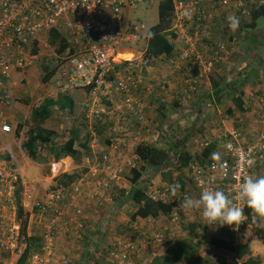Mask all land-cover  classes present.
I'll return each instance as SVG.
<instances>
[{
	"label": "built area",
	"instance_id": "obj_1",
	"mask_svg": "<svg viewBox=\"0 0 264 264\" xmlns=\"http://www.w3.org/2000/svg\"><path fill=\"white\" fill-rule=\"evenodd\" d=\"M160 1L0 0V133L5 137V146L0 145V264H17V261H6L3 255L9 252L13 255L21 244L26 246L22 241V222L16 220L18 193L23 207L30 206L47 222L41 234L42 252L33 253L25 264H55L57 260L59 264H69L66 251H58V248L67 237L83 238L88 226L83 204L73 202V193L80 191L74 183L70 185L69 195H64L65 188H53L29 205L32 194L21 179L22 169L16 151H22L23 134L17 135L9 118L17 100L11 91L15 85L13 73H30L39 60L55 56L60 63L54 76L60 91L90 87L85 120L91 126L98 123L113 125L108 135L114 137L108 147L109 153L99 157L91 169L92 175L105 174L107 178L97 182L98 189L91 195L96 198L93 203L99 208L103 201H112L110 184H117L121 178L119 169L113 164L116 162L114 154L121 157L127 152L136 154L134 148L138 144L149 143V138L153 142L161 139V132L153 124L147 109L150 100L166 93L170 83L163 74L151 77L150 68L159 59L146 52L151 26L139 16L132 15L139 7H152ZM172 3L168 38L174 45V59L170 64L176 69L182 65L194 71L188 85L195 91L201 77L238 52L236 38L214 39L209 29L219 23L230 29V15L239 17L241 22L264 0H172ZM52 28L61 31L69 41L63 53L59 54L49 43L47 33ZM45 47L47 52L43 51ZM203 48L208 52L205 53ZM123 50L131 51L133 57H121ZM13 133L19 141L12 137ZM231 136L219 152V160L191 163L185 170L200 194L207 188L224 191L243 209V220L247 206L242 200H236V189L245 177L256 175V165L264 172V129L248 142L239 141L238 132H232ZM121 137L130 138L132 143L121 140ZM16 142L20 146H15ZM201 145L204 147L207 143ZM137 157L136 154L132 158L134 161H126L130 169L136 167ZM173 184L150 186L147 194L156 201L171 202L174 205L169 214L171 220L182 223L177 197L185 201L190 194L179 189L173 195L170 191ZM27 197L29 201H23ZM98 208L95 209L100 211ZM239 222L233 225L234 230L238 229ZM61 229L64 231L60 234ZM175 239L171 233H156L154 236L148 233L139 243H114L104 262L132 264V254L139 252L147 242L166 246L169 240Z\"/></svg>",
	"mask_w": 264,
	"mask_h": 264
},
{
	"label": "rangeland",
	"instance_id": "obj_2",
	"mask_svg": "<svg viewBox=\"0 0 264 264\" xmlns=\"http://www.w3.org/2000/svg\"><path fill=\"white\" fill-rule=\"evenodd\" d=\"M253 3L255 2H249V4H253ZM158 6L159 3H156L152 7H148V6L139 7L137 12L132 15L139 16L141 19L146 21L149 26H151L157 23L158 21L159 18ZM251 21L252 19L251 16L249 15L240 22L239 28L235 31L231 29H225L223 27V29H225L223 32L224 35L222 37L218 36L220 37L219 39H224V38L227 39L230 37L236 38L238 45L243 44L241 45L242 47L247 46V48L250 49V53L255 54L254 53L255 50L264 47V41H263L264 18L258 20L257 22L258 24L256 28H252L248 26L250 25ZM206 40L207 38L205 39V41ZM46 48L47 47H45V50L43 49V51L47 52ZM165 64L161 60L156 61L154 63L156 69L154 68L155 70L154 72L151 73V77L156 76V74L158 75L160 72H162L163 75L167 76L170 86L166 93L161 94L163 96L162 98L165 99L167 97V100H163L162 98L160 99V97L155 98L154 103H156L157 104L156 106L158 107L153 106L151 109L152 110L151 113L148 112L150 113V116L153 119V124L161 132V139L159 142L157 141L153 142L152 138H149L148 142H150L151 145H155V146L157 145L167 149L175 148L176 152H178L179 148L181 149L186 148L191 152L195 151L194 153L196 152L199 153L203 149L201 143L207 142L209 139H211L207 129H209V127L211 128V125L213 126V123L212 121H208L209 120L208 117L214 112V105L208 106L207 102H209L210 100L207 99V97L205 98V103H203V107L199 108L195 105L196 93H192L188 85V80L195 75L193 70L192 71L186 70L187 76H185L184 70H180L183 67L182 65L179 66L176 70V68L173 67L171 64H168V62H166ZM45 65L49 66L50 63L47 62L46 60L44 61L39 60L36 63L34 69L31 72L29 71L30 73L28 72L13 73L15 85L13 86V88H11V91L12 94L15 97H17L14 107H16V105L18 104L23 105L21 108L23 112L20 111L21 115L19 117H17L16 114L17 112L15 113L14 108L10 110V115L13 114V117L11 118L12 125L14 130H16L17 135H19L20 133L24 135L28 131V129L33 125V123L30 121V115L33 106L38 104L41 100L43 101L45 97H51V96L58 97L57 93L59 92V90L56 87V77H53L48 83H43L42 81ZM52 65L53 64H51L49 67L52 68ZM167 66H169L171 70H169ZM222 68H224V73L225 72L229 73L228 70L230 68L227 69V65L222 66ZM166 69H168V71H166ZM244 70H245L244 73H246L247 69ZM176 71L180 74V77H182L185 84L183 83V85H177L178 83H176L174 80V75H175L174 72ZM216 71L213 73V76L216 79L222 78L223 74H220ZM211 73L199 79L198 88H200L202 84H205L204 87L207 86L210 87V82L209 79L207 78L211 77L210 76ZM178 76L179 75H175V77L177 78ZM236 76H237L236 74H233V76L229 75V77L227 75L226 80L232 81V79L235 78ZM245 80L247 81L248 77ZM173 86H176V89H174ZM199 91L202 93L201 89H198L197 93ZM31 92H34V94L36 95L34 98L30 96ZM181 92H183V95H185L186 98L182 96ZM37 95L41 96V100L38 102H36ZM71 97H73V99L75 100V108L72 109V111L69 110L68 108L66 109L62 108L59 109V111L58 109L53 108L52 109V112H54L53 118L51 116L52 119L50 118L45 122L46 124L44 126L56 130L58 132V137H54L51 144L42 145L40 147L39 159L34 160L37 162V164H35V167L37 168L36 175H33V171L35 170V168L32 164L30 165L31 166L30 169L29 167L26 168L24 158H30V157L26 155L23 146H22V151L20 149L16 150L18 162L20 163L22 169L21 179L29 187V191L32 194V200L29 201V198L27 197L26 199H23V201H29V205L33 204L37 199L43 198L47 192H51L52 189L57 186L58 180H61L62 175L64 173L65 174L76 173L79 176L72 183H74L73 184L74 187H79L80 191H77L76 194L73 193V202L83 204L84 215L87 217V220L89 221L91 220V217L93 215L94 216L99 215V212L95 209L98 208V206L95 205V203H93V201L94 202L96 201V198H92L91 195L95 193V191L98 189L97 182L99 180H103V181L107 180L105 174L92 175L91 169L94 163L99 160V157L106 152L105 149V147H107L106 145L102 144L104 146L99 149L97 147H99L98 145L101 144V142H103L102 138H104L103 135H106V131L109 132L110 130L113 129V125L93 124L94 129L90 130L89 125L85 121V109L89 101V97L86 100V97L84 96L82 91H73ZM196 99H198V97H196ZM260 99L261 98L256 99L258 100L259 105L262 104ZM65 100H66L65 98L61 99L60 102H64ZM168 100H170V102H166ZM161 101H164L163 103H168L169 107L168 108L166 106L161 107L162 106ZM175 101L178 102L174 104L173 102ZM60 106L62 107V104H60ZM159 107L160 110H158ZM218 108L221 111H223L222 114L229 116V113L227 112V108H228L227 103H225L224 105H218ZM218 113L219 112L217 111L215 114L218 115ZM262 118L264 120L263 116ZM126 122H128V120ZM20 123H23V126L20 132H18L17 128ZM130 124L133 125L134 122H130ZM99 129H102L103 130V131L101 130L102 132L105 131V134L104 133L99 134L98 131ZM17 135H14L13 133L12 137H14L17 141H19ZM73 135H75L76 138V145L78 147H81L83 149V152H81L82 154L79 155V158H77L76 163H73V165H70L68 168H65V166L63 167V165H61V161L67 156L62 154L61 159L53 160L49 157L50 153L48 154V152L49 151L55 152L58 149H60V147L67 141V139ZM187 136L190 137L186 140ZM121 140H125V142L127 143H132L130 138L121 137ZM83 143L87 144V148L82 145ZM116 143L118 145H121L120 142H116ZM15 146H20L19 142H16ZM135 155H136L135 153H130V152H127V154H122V157L114 154L117 163L113 162V164L115 163V165L117 166V168L121 173V178L117 182V184L115 185L110 184L111 187L113 188L112 190H110V193L112 194L113 197L115 196V198L118 196L116 199L120 198L121 195H124L126 191L130 189L131 178L133 176V173L126 164V161L128 159L134 161V159L132 158ZM172 161L173 160H171L170 164H171V168L173 169V164H175V162ZM136 166L140 167V163L138 161ZM150 169L146 171L144 173L145 175L143 176L145 180L146 179L148 180V184L146 187L150 188V186L168 185L170 182L174 180V178L171 177L170 175L164 177V175H162L159 171L157 170L153 171L152 168ZM185 169H184L185 180L186 183L189 184L191 182L190 175H188ZM260 175H264L262 169H260ZM192 188L193 187L190 183L187 189L190 190ZM189 192L191 198H198L200 196L199 192L194 189ZM84 195H86V198ZM118 201H120V199H118ZM101 205L102 206L99 207L98 209H102L103 211L106 212L104 214L105 221H103L104 225L106 226V230L103 231V233L101 232L102 235L101 233L95 235V238L98 240L101 237V240H103L105 246L103 247V249L101 247L100 249L97 250V253H99L97 255L102 256V254H104L105 251L107 252L109 247L114 243L119 242L122 245H125L129 241H132L134 243L136 242L139 243L143 241L141 235H145L149 233L151 236H154V234L156 233H163L166 231L165 228H163L164 225L160 224L163 222H158L155 224V226L154 225L152 226V224H150L145 217L143 218L138 216L133 221L130 220L131 215L137 209V205L134 204L133 201L132 202L130 201V203L128 205H125L124 208L119 207V204H117L118 206L116 207L113 206L111 207V203L109 201L108 202L103 201ZM57 206H60V204L59 205L57 204ZM28 207L31 209L30 206ZM190 210L192 209H188V211ZM120 215L121 216L125 215L126 216L125 219L120 220L117 226L114 225L115 227L111 225L113 228L110 229L108 222L113 218L119 219ZM196 215L199 214L196 213ZM163 216L166 215L163 214ZM25 217L26 215L22 217L19 216V218H17L16 220L23 222ZM28 219H29V224L27 227L28 235H30V233L36 232L37 236L40 237L43 232V228L46 227L45 225L47 222L44 220L46 218L39 213L33 212V214L31 213V215L30 213L28 214ZM193 220H189L188 218V220L184 221L186 223L184 224L178 223L176 225V227L179 229V233L176 236L177 240L180 239L181 244L188 241L191 251L196 254H201L203 259L207 261V264H219L218 261H220V264H222V261L224 260V257L227 254L226 253L227 250L217 245H214L211 242V236L220 234L221 232H218L216 230L215 224L207 225V229L209 232L208 237L205 239L203 238L201 240H198L196 238L194 239L193 237H190V233L187 225L188 222H191ZM149 226L154 227L153 230L148 229ZM166 229L170 230L171 227L168 226L166 227ZM62 231L64 230L61 229L59 231L60 234ZM107 237H109L110 240L107 239ZM233 237H236V235L233 234ZM79 240L74 236H72L71 238L67 237V239L64 240L65 242H61L58 251L64 252L65 247L70 249V245L75 242L78 243ZM256 240L261 245H264V243H262L253 234L251 230L237 231L236 242L240 244L241 241H244V244H246L251 251L257 253L256 254L257 256L255 257L259 258V261H262L263 259H261L260 254H258V250L254 246ZM22 241L26 243L25 237H23ZM157 243L155 245V248H152V250L150 251L148 249L149 247H145V249L141 251V253L144 252L147 254L146 256H142L141 258H139L138 261H141L142 264H149V260L152 259L154 256H156L157 254H164V252L166 251L165 245H162L161 243L158 244ZM197 243H199V245ZM91 244L93 247L97 245L95 240L89 243V245ZM25 247H26L25 245L21 244L13 255L9 254L10 253L9 252L4 254L3 258L6 261H17L20 255L22 254V252L24 251ZM186 249H187V244H186ZM88 252H90L89 249ZM61 254L58 255V258ZM65 254L67 255V257H69L67 252H65ZM138 256L140 255L132 254L131 256L132 264H140L138 261H136ZM262 257L264 258V256ZM181 258L184 259V255ZM104 259L105 257L103 258V260ZM98 261H100V259ZM182 262L185 263L184 261ZM197 262H201V261H197ZM59 263L60 261L58 260L55 262V264H59ZM69 264H71L70 261ZM200 264H205V263L202 261Z\"/></svg>",
	"mask_w": 264,
	"mask_h": 264
},
{
	"label": "trees",
	"instance_id": "obj_3",
	"mask_svg": "<svg viewBox=\"0 0 264 264\" xmlns=\"http://www.w3.org/2000/svg\"><path fill=\"white\" fill-rule=\"evenodd\" d=\"M159 18L157 23L151 25L150 30L148 32L149 38H148V45L146 52L153 56L159 58L158 60H161L164 64L168 62V64H172V60L174 59V45L170 42L168 38V30L171 24V17L173 12V3L172 0H161L159 3ZM251 16V23L250 27L256 28L257 22L259 19L264 18V3L258 4L255 7L251 9L250 12ZM47 37L49 40L50 45H52L56 51L60 54L63 53L68 45L69 41L65 37V35L59 31L56 28H52L48 31ZM35 52L37 49H34ZM133 53L131 51H128L125 56V58L133 57ZM51 58V59H50ZM46 58V61L52 65V68L45 65L44 66V75L42 77L43 83H48L58 72L60 63L57 62V58L55 56ZM231 58V57H230ZM229 58V59H230ZM166 65V64H165ZM168 69L170 67L168 66ZM177 70V69H176ZM180 70H184L185 76H187L186 72L190 71L188 68H181ZM187 70V71H186ZM215 70V69H214ZM214 70L211 73V78L213 81V96L207 97L209 100H216L220 104L223 102V99L226 95V88H230L229 91H234L235 88L231 86L228 81L225 80V77L216 79L213 76ZM178 73L177 71L174 72ZM163 74V73H161ZM160 75V74H158ZM191 76V75H190ZM188 76V77H190ZM242 79V78H241ZM246 78L242 79V83H244V80ZM184 83V80L181 79ZM185 84V83H184ZM170 86V84H169ZM199 82L197 84V89L195 91L190 90L192 93H196L198 91ZM58 89V88H57ZM59 90V89H58ZM90 90V87H77L68 91H60L57 93L58 98L53 99V97H45L39 105H36L31 110L30 115V121L33 123V125L28 129V131L22 135V146L25 149L26 155L29 156L33 160H38L40 155V147L42 145L51 144L54 137H58V132L54 129L48 128L45 125V122L51 118L52 116V109L55 105L62 104L61 108H68L72 111V109L75 108V100L73 97H71V94L73 91H82L84 96L86 97V100L88 99V92ZM168 90V89H167ZM167 92V91H166ZM157 97L162 98V95H159ZM156 97V98H157ZM206 98V96H204ZM66 99L64 102H60L61 99ZM83 102V101H82ZM81 102V104H82ZM60 103V104H59ZM205 103V99L202 102ZM208 106H211V102H207ZM196 105V103H195ZM238 105V104H237ZM197 106V105H196ZM239 106V105H238ZM198 107V106H197ZM199 107V108H200ZM232 113V111H231ZM23 126V123H20L18 125V132H20L21 128ZM102 129H99V134H105V131L102 132ZM160 132V130H159ZM104 138H102L101 144H99L97 147L98 149L106 145L107 147H110L113 143L114 137L108 135V131H106V135H103ZM106 136V137H105ZM190 136L186 137V140ZM4 137L0 135V145L5 146L3 143ZM208 142V141H207ZM202 142V143H207ZM104 144V145H102ZM84 147L87 148V144H82ZM178 146V145H177ZM105 147L106 152L104 154L109 153V149ZM215 143H207L206 146L203 147L201 152H191L190 150H187L186 148H179L178 152H176L175 148L167 149L160 146L151 145L148 143H140L135 148V152L137 154V160L140 163V167L136 166L131 169L133 176L131 178V186L130 189L126 191L124 195H121L120 201L114 197H112L111 207H116L119 204V207H121L123 204H129L130 201L134 202V204L137 205L136 211L131 215V220L133 221L138 216L140 217H152L156 218L160 215L166 214L168 215V218L171 220L169 214L173 210L174 205L171 202L166 201H156L152 197H150L147 194V190H149V187H146L148 184V180L144 179V173L148 171L150 168L152 170H157L161 172L162 175L167 176L170 175L174 178V180L170 183H179L180 190L182 191H192L193 189H197L195 186L192 189H187L189 184L186 183L185 180V174L184 169L190 166L191 163H209L212 160V155L215 153ZM50 153L49 157L53 160H59L64 154L65 156H72L73 158H79V151L76 148V138L75 135L71 136L67 139V141L58 149L57 151H49ZM218 153V152H217ZM104 154H102L100 157H102ZM65 162L69 163L71 165V160L69 158L63 159ZM171 160L172 162H175L173 164V169L171 168ZM151 170V169H150ZM79 175L76 173L72 174H63L61 180H58L57 188H65L63 190L64 195H69V191L71 190V183L74 182ZM197 191V190H196ZM200 195V192H199ZM18 197V204H19V216L22 217L26 215L22 222V234L26 239V247L22 254L20 255L19 259L17 260V264H25L31 255L33 253H40L42 252V246L43 244H40L41 236L38 237L30 236L27 233V227L29 224L28 214H25L24 207L20 203V194H17ZM179 204H182L184 202V199L182 197H177ZM119 202V203H118ZM179 212V217L181 216V219L184 222V213L186 210L183 211V209H180V207L177 209ZM197 214L201 215L200 211L196 212ZM247 213V221L241 220L240 221V230L241 231H248L251 230L253 234L264 243V222L256 217L251 209H246ZM199 218V217H198ZM101 221H105V217L101 219ZM216 230L218 232H221L220 234L212 235L211 236V242L214 245H217L219 247H222L227 250V254L224 257V260L222 261V264H238L240 262L247 263V264H256L258 261H256L252 256V251L249 249V247L246 244H239L236 242L237 238V231L232 230V225H223L220 226L219 223H214ZM188 229L190 233V237H193L194 239H205L208 237V229H207V222L206 225L199 223L197 220H193L191 222H188ZM103 233V230H101ZM168 231H165L163 233H167ZM233 234L236 235V237H233ZM142 240H144L145 235H141ZM71 238V237H70ZM82 239V238H80ZM99 240V239H98ZM103 241V240H102ZM101 241V242H102ZM63 242H65L63 240ZM152 242H147L145 247H149L150 250ZM97 245L95 247L89 245V257L88 259H91L92 261H97V264H105L103 258L108 256V252L110 249L114 248V244H112L108 251L102 256L97 255V250L99 249L100 243L96 242ZM187 244V249H186ZM199 245V243H197ZM153 246V243H152ZM145 247L142 248L139 252H134L135 255L139 254L138 258H140L142 255H144L141 251L145 249ZM103 249V248H102ZM166 251L164 254H157L152 258V262L150 264H174L175 261L179 260L183 255L184 259L186 261V264H200L202 261L207 264V261L203 259L201 254L193 253L189 247V242L186 241L183 244H181V241H175V240H169L168 243H166ZM232 253L231 255H228L229 252ZM94 254H93V253ZM229 253V254H230ZM100 259V261H98ZM201 261V262H197Z\"/></svg>",
	"mask_w": 264,
	"mask_h": 264
},
{
	"label": "crops",
	"instance_id": "obj_4",
	"mask_svg": "<svg viewBox=\"0 0 264 264\" xmlns=\"http://www.w3.org/2000/svg\"><path fill=\"white\" fill-rule=\"evenodd\" d=\"M222 26L223 25H221L219 23L218 25L213 26L212 28L209 29L208 32L213 33L214 39H219L220 37H218V36L222 37L224 35V33H223L224 29ZM213 38L210 37V39H213ZM241 45H243V44H239L238 52L235 55H233V57L231 56V58L229 60L219 63L215 67V70H214V72H215L218 69L216 72L223 74L222 77H225V80H226L227 75H228V77H229V75L233 76V74L237 75L235 78L232 79V81H228V83L231 86H233L235 88V90L229 91L230 88H226V90H225L226 95H225L223 102L221 104L219 102H217L216 100H210L209 101V103L211 102L212 105H214V112L208 117V119H209L208 121H212L213 126L211 125V128L209 127V129H207L209 136L211 137V139H209L207 143H215V147H216L215 153H216V151L219 153L224 149L225 143L229 139H231V137H232L231 136L232 132L240 133L239 141L248 142V141H251L252 139H254V137L256 136L258 131H261L264 129V120L262 118V116L264 117V108H263L264 107V47L255 50V52H254L255 54H253V53H250V49L247 48V46L242 47ZM203 49H204L205 53L208 52L207 49H205V48H203ZM226 65H227V69L230 68L228 70L229 73H227V72L224 73V68H222V66H226ZM154 68L156 69L155 65L150 68V74L152 72H154V70H155ZM167 68H168V66H167ZM219 68H222V69H219ZM244 69H247L246 73H244L245 72ZM166 71H168V69H166ZM161 73L162 72H160L159 74H161ZM175 75H179L178 78L175 77ZM175 75H174V80L176 83H178L177 85H183V82L181 80L182 77H180V74L175 73ZM247 77H248V80L247 81L245 80L244 83H242V79L247 78ZM207 79H209L210 87L209 86L204 87L205 84H202V86H200V88H199L202 90V93L200 91L198 93L196 92V97H198V99H196V97H195V100H196L195 102H196V105L198 107L202 106V102L205 99L204 96H206V97L213 96L214 97L212 78L208 77ZM173 87H174V89H176V86H173ZM202 88H205V89H202ZM181 93H182V96L184 98H186L185 95H183V92H181ZM30 96L34 98L36 95L34 94V92H31ZM51 97H53V99L58 98V97H54V96H51ZM155 98H156V96H154L150 100L149 107L147 109V113L148 112L151 113V111H152L151 109L153 106L158 107V106H156L157 104L154 103ZM258 98H261L260 99L262 102L261 105H259L258 100H256ZM162 99L167 100V97L165 99L164 98H162ZM40 100H41V96L37 95L36 102H38ZM41 101L39 103H41ZM161 102H162L161 107H164V106H166L167 108L169 107L168 103H163L164 101H161ZM166 102H170V100H168ZM177 102L178 101H175L173 103L175 104ZM39 103L36 105H39ZM225 103L228 104L227 112L229 113V116L222 114L223 111H221L218 108V105H224ZM22 106L23 105L18 104V105H16V107H14L15 113L17 112L16 113L17 117H19L21 115L20 111H22L21 110ZM53 108L58 109V111H59V109H62L60 107V105H58V104L55 105ZM158 110H160V107L158 108ZM217 111L219 112L218 115L215 114ZM231 111H232V113H231ZM150 113H148V114H150ZM53 114H54V112H52V118H53ZM12 117H13V114L10 115V112H9V118L11 119ZM0 135H1V133H0ZM4 140H5V137H4ZM4 140H3V142H5ZM220 142H221V144H220ZM76 148L81 155L82 154L81 152H83V149L81 147H78L77 145H76ZM193 152H195V151H193ZM67 158H69L71 160V165H73V163H76V160H77L76 158H73L72 156H67ZM24 162L26 164V168L29 167V169H30L31 164L34 166L35 170L33 171V175H36V169L37 168L35 167V164H37V162L30 159V158H24ZM61 165H63V167L65 166V168H68L70 166V164L65 162L64 160L61 161ZM254 172L257 175V177L261 176L260 175V168L258 165H256L254 167ZM256 175H255V177H256ZM125 205H128V203L123 204L121 206V208L122 207L124 208ZM98 212H99V215H97V216L93 215L91 217V220L87 221L88 226L86 227L85 231L83 232V238L80 240L78 239L79 240L78 243L77 242L72 243L70 245V249L67 247L65 248V251L67 252V254L69 256V260H70L71 264H97V261H92L91 259H88L89 257H91L89 255L88 249H89V243L92 242L93 240L100 243L99 249L101 247L103 248L105 246V244L101 240V237L99 240H97L95 238V235H98L99 233H101V230H103V231L106 230V226L101 221V219L104 218V214L106 212L103 210L98 211ZM195 212H196V210H190V211L186 210L184 213V216H183L185 221L188 220V218H189V220L194 219V220H197L199 223L206 225V221L202 218V216L196 215ZM125 217H126L125 215L124 216L120 215L119 219L113 218L112 220H110L108 222L110 229L117 226V224H119L120 220L125 219ZM145 218L147 219V221L150 224H152V226L153 225L155 226V224L158 222H163L160 224H163L164 225L163 228H165V230L168 231L167 233H171L172 235L175 236V238L179 233V229L176 227V225L178 223H175L172 220H170L167 215L166 216L160 215L156 218H152V217H145ZM168 219H169V222H168ZM130 220H131V217H130ZM165 224H166V226H165ZM111 225H113V227ZM152 226H149L148 229L153 230L154 227H152ZM168 226L171 227L170 230L166 229V227H168ZM35 235H37L36 232L30 233V236H35ZM101 235H102V233H101ZM107 239L110 240L109 237H107ZM41 242H42V239L40 240V244H41ZM256 242H257V240H256ZM256 242H255L254 246L258 250V254H260L261 259H263L262 261H264V258L262 257V256H264V245H261L259 242H257V243ZM243 243H244V241L240 242V244H243ZM155 245H156V243H153V246L150 247V250H152V248H155ZM229 253H228V255L232 254V253H230V254ZM143 254L144 255H142V256H146L147 253H143ZM256 254L257 253H254V251H252L253 258L256 261H259V258L255 257V256H257ZM138 259L139 258H137L136 261H138ZM182 261H184L185 263H183ZM138 262L140 264H142L141 261H138ZM151 262H152V259L149 260V264ZM218 263L220 264V261H218ZM240 263H242V262H240ZM240 263H238V264H240ZM175 264H186V261H185V259L180 258L179 260H177V262H175ZM242 264H247V263H242Z\"/></svg>",
	"mask_w": 264,
	"mask_h": 264
},
{
	"label": "clouds",
	"instance_id": "obj_5",
	"mask_svg": "<svg viewBox=\"0 0 264 264\" xmlns=\"http://www.w3.org/2000/svg\"><path fill=\"white\" fill-rule=\"evenodd\" d=\"M228 22L230 29L233 31L237 30L240 26V19L235 15H230L228 17ZM86 123L89 125L90 130L94 129L93 124L91 126V124H89L87 121ZM96 125L103 124L98 123ZM148 144H150V142ZM212 159L219 160V153H213ZM179 189V183L170 186V191L173 195H175ZM236 200H242L247 206L246 209H251L253 214L264 222V175L258 177H245L243 182L240 183L236 189ZM180 209H192L200 211L202 218L207 222L208 225H212L217 222L220 226L232 225L231 228L234 232L238 230L240 231L239 221L244 215L243 209L238 206V204L235 203L233 199L229 198V196L224 191L212 188L203 190L198 198L186 197L184 203L180 204ZM246 209V217L243 219V221H247L248 218ZM24 211L25 214L30 213V215L31 213L33 214V212L37 213L36 210H31L29 207L24 208ZM237 222H239L238 229L234 230L233 225H237ZM175 240L179 241L180 239L177 240L176 238ZM41 243H43V240ZM261 262L262 261H258L256 264Z\"/></svg>",
	"mask_w": 264,
	"mask_h": 264
},
{
	"label": "bare ground",
	"instance_id": "obj_6",
	"mask_svg": "<svg viewBox=\"0 0 264 264\" xmlns=\"http://www.w3.org/2000/svg\"><path fill=\"white\" fill-rule=\"evenodd\" d=\"M127 52H128L127 50L121 51L120 56L123 57V58H125V56H123V55H126ZM130 58H132V57H130Z\"/></svg>",
	"mask_w": 264,
	"mask_h": 264
}]
</instances>
